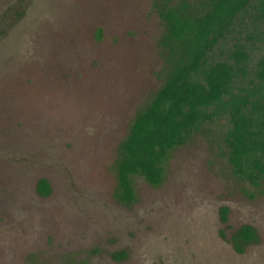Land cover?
Returning <instances> with one entry per match:
<instances>
[{
	"label": "rangeland",
	"instance_id": "obj_1",
	"mask_svg": "<svg viewBox=\"0 0 264 264\" xmlns=\"http://www.w3.org/2000/svg\"><path fill=\"white\" fill-rule=\"evenodd\" d=\"M164 3L0 0V264H264V194L233 172L227 118L116 198L120 145L169 69ZM244 225L259 242L240 254Z\"/></svg>",
	"mask_w": 264,
	"mask_h": 264
},
{
	"label": "trees",
	"instance_id": "obj_2",
	"mask_svg": "<svg viewBox=\"0 0 264 264\" xmlns=\"http://www.w3.org/2000/svg\"><path fill=\"white\" fill-rule=\"evenodd\" d=\"M171 1L158 8L166 24L162 45L169 69L162 88L138 113L120 145L116 198L126 206L136 202L134 176L160 186L170 152L223 118L229 126L222 140L234 174L264 194L258 190L264 184V0ZM37 191L48 197L52 189L41 179ZM220 212L226 222L229 209ZM258 242L250 225L232 237L240 254ZM112 257L121 261L127 254Z\"/></svg>",
	"mask_w": 264,
	"mask_h": 264
}]
</instances>
